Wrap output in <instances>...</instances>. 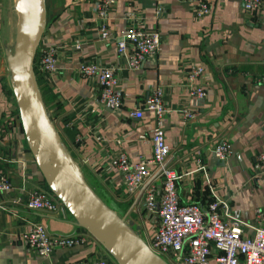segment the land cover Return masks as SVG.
I'll return each instance as SVG.
<instances>
[{
  "label": "crops",
  "instance_id": "1",
  "mask_svg": "<svg viewBox=\"0 0 264 264\" xmlns=\"http://www.w3.org/2000/svg\"><path fill=\"white\" fill-rule=\"evenodd\" d=\"M14 0H0V171L9 176L15 190L11 196L43 187L23 139L14 104L7 92V69L3 46L14 37ZM210 12L193 15V3L181 0H115L108 15L111 37L102 40L97 31L95 0H45L46 24L40 47H51L57 70L45 80L52 93L48 112L62 126L68 118L74 141H67L88 186L108 205L127 212L122 201L120 178L111 158L122 152L131 162L149 157L150 143L143 140L154 125L153 112L143 109L139 119L129 117L130 108L142 107L150 92L163 88L164 140L171 166L182 177L176 182L180 202L204 209L210 198L195 160L207 167L215 194L226 199L230 213L252 221L256 210L264 219V171L253 168L255 155L264 149V0L258 11L245 12L241 0H205ZM127 12H133L130 20ZM138 23L160 34V50L147 55L140 67L126 66L118 54L116 37ZM93 61L114 68V89L123 102L118 109L106 108L98 99L95 78H84L79 63ZM200 65L205 89L201 98L189 96L184 82L190 66ZM193 114L188 121L181 110ZM78 137L77 141L75 137ZM225 140L231 155L224 161L210 153L215 143ZM0 209V264H75L93 257H107L96 241L72 248H57L49 256H38L20 240L32 223H42L52 234H73L66 211L49 214L32 211L23 204ZM144 236L152 226L139 209L128 215ZM213 264V263H212Z\"/></svg>",
  "mask_w": 264,
  "mask_h": 264
},
{
  "label": "built area",
  "instance_id": "2",
  "mask_svg": "<svg viewBox=\"0 0 264 264\" xmlns=\"http://www.w3.org/2000/svg\"><path fill=\"white\" fill-rule=\"evenodd\" d=\"M193 3V15H207L209 5L205 0H181ZM262 0H241L245 12L258 11ZM115 0H95L94 13L98 19L97 31L102 40L111 37L108 30V15ZM126 16L132 20L133 12ZM115 47L118 54L126 56V66L137 69L147 55L160 50V34L156 30H145L138 23L127 27L117 36ZM38 56L33 68L44 78L56 70V54L51 47H38ZM79 73L84 78H95L98 85V101L106 108L118 109L123 102L114 89L117 78L114 68L102 66L93 61L79 63ZM203 73L200 65L190 66L184 75L189 96L201 98L205 89L199 77ZM163 88L155 87L144 100L142 107L130 108L129 117L139 119L143 109L153 112L154 125L147 137L151 155L131 162L127 155L117 152L111 158V165L118 173L123 191L122 201L127 203L125 216L140 210L144 220L152 226V232L145 236L150 249L168 264H264V219L259 209L252 221H244L230 213L226 199L215 194L209 179L207 167L201 157L195 160V172L200 171L206 182L210 198L201 209L194 203L180 202L176 192V182L182 175L171 166L169 147L164 140L163 113L166 111L162 101ZM182 117L188 121L193 114L181 110ZM77 141L78 137H75ZM210 153L219 160L231 155L227 141L215 143ZM254 170L264 171V149L254 158ZM15 190L9 176L0 171V209L7 204L20 205L32 211L56 214L66 211L62 204L44 187L26 192L25 196H11ZM20 240L38 256H49L57 248H72L96 241L84 229L71 235L52 234L42 223H32L21 231ZM97 242V241H96ZM98 243V242H97ZM102 247V246H101ZM103 248V247H102ZM108 255V254H107ZM75 264H118L109 257H93Z\"/></svg>",
  "mask_w": 264,
  "mask_h": 264
},
{
  "label": "water",
  "instance_id": "3",
  "mask_svg": "<svg viewBox=\"0 0 264 264\" xmlns=\"http://www.w3.org/2000/svg\"><path fill=\"white\" fill-rule=\"evenodd\" d=\"M12 10L15 34L3 46L7 86L23 139L49 192L67 210L72 226L87 231L118 264H168L150 249L140 226L88 186L43 103L33 62L46 24L45 0H14Z\"/></svg>",
  "mask_w": 264,
  "mask_h": 264
},
{
  "label": "trees",
  "instance_id": "4",
  "mask_svg": "<svg viewBox=\"0 0 264 264\" xmlns=\"http://www.w3.org/2000/svg\"><path fill=\"white\" fill-rule=\"evenodd\" d=\"M37 56H38V50L36 51V54H35L34 63H35V60L37 59ZM35 76H36L37 85L39 86L40 91H41V96H42L43 103H45V106H46V108L48 110L50 101H52V99H53L52 98V93L50 92L49 87L46 86L44 78L37 72L36 69H35ZM7 92H8V94H10V97H11V100H12V104H14L13 98H12V94H11V91H10L9 87H7ZM14 116L18 119L17 109L15 107V104H14ZM50 118L53 121V117L51 115H50ZM18 121H19V119H18ZM60 121H61V124H62L61 131L59 132L60 138L63 140L67 150L69 151L70 155L72 156V154L70 152V149H69V146L67 144V141H74V138H73L74 135H75L74 128H73V126L71 127L69 125L68 118H62V119H60ZM72 157L74 158V156H72ZM42 181H43V179H42ZM42 184H43V187L46 190H48V188L46 187L44 181L42 182Z\"/></svg>",
  "mask_w": 264,
  "mask_h": 264
},
{
  "label": "rangeland",
  "instance_id": "5",
  "mask_svg": "<svg viewBox=\"0 0 264 264\" xmlns=\"http://www.w3.org/2000/svg\"><path fill=\"white\" fill-rule=\"evenodd\" d=\"M54 124H55L57 130L60 132V131H61V126H60V124L58 123V121L54 120ZM104 251H105V250H104ZM105 252H106V251H105ZM106 253H107V252H106Z\"/></svg>",
  "mask_w": 264,
  "mask_h": 264
}]
</instances>
